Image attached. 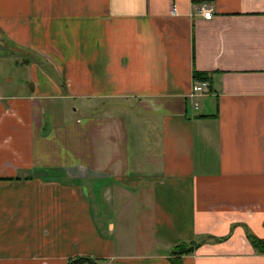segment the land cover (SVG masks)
I'll use <instances>...</instances> for the list:
<instances>
[{
  "label": "crops",
  "instance_id": "obj_1",
  "mask_svg": "<svg viewBox=\"0 0 264 264\" xmlns=\"http://www.w3.org/2000/svg\"><path fill=\"white\" fill-rule=\"evenodd\" d=\"M247 232L264 0H0V264H264Z\"/></svg>",
  "mask_w": 264,
  "mask_h": 264
},
{
  "label": "trees",
  "instance_id": "obj_2",
  "mask_svg": "<svg viewBox=\"0 0 264 264\" xmlns=\"http://www.w3.org/2000/svg\"><path fill=\"white\" fill-rule=\"evenodd\" d=\"M195 78L203 79L205 78L204 74H195ZM248 239L253 246L254 250L258 254L264 255V239H260L254 235H252L250 232H247ZM200 244H187V243H181L176 245L171 250V261L170 264H185L184 263V257L187 255H191L195 249L199 247ZM68 264H99L97 261L88 259V258H78L75 260H71Z\"/></svg>",
  "mask_w": 264,
  "mask_h": 264
},
{
  "label": "built area",
  "instance_id": "obj_3",
  "mask_svg": "<svg viewBox=\"0 0 264 264\" xmlns=\"http://www.w3.org/2000/svg\"><path fill=\"white\" fill-rule=\"evenodd\" d=\"M201 12L204 16V18H206L207 20H211L214 17V10L212 9L211 6H209L208 4H204L203 6H201ZM194 94L196 95H201L207 92V84H198L196 86H194Z\"/></svg>",
  "mask_w": 264,
  "mask_h": 264
}]
</instances>
